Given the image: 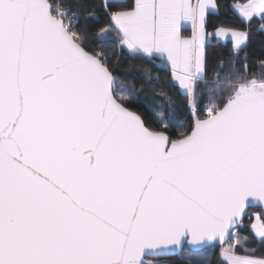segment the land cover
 Here are the masks:
<instances>
[{
	"label": "snow or ice",
	"instance_id": "6c2138e0",
	"mask_svg": "<svg viewBox=\"0 0 264 264\" xmlns=\"http://www.w3.org/2000/svg\"><path fill=\"white\" fill-rule=\"evenodd\" d=\"M257 36L264 0H0V264H264Z\"/></svg>",
	"mask_w": 264,
	"mask_h": 264
},
{
	"label": "trees",
	"instance_id": "16d2710c",
	"mask_svg": "<svg viewBox=\"0 0 264 264\" xmlns=\"http://www.w3.org/2000/svg\"><path fill=\"white\" fill-rule=\"evenodd\" d=\"M226 2H227V0H220V3L222 6ZM217 19H219V20H226L227 19V14L224 12L223 7L221 8V12H220L218 17L213 16L211 18L212 21H215ZM245 51L248 54L250 64L255 60H258L260 58H264V43H262V39L259 36H257V38L255 40H253L249 43V45L245 49ZM228 52H229V48L227 46L210 47L208 49L209 67L211 68L212 64L215 63L216 60H218L220 57H227ZM243 55H244V53H241V56H243ZM149 67H152V66H149ZM125 68H126V61H121L115 68L117 75L125 74ZM141 99L146 104H154L155 103V101H152L149 99L147 92H145L143 94ZM241 231H242V234L247 233V229H242ZM206 256H208L209 259L212 258L206 252L195 253V254H193V256L191 258L197 260L199 262V264H204V259ZM188 259H189V257H187V256L173 255L171 257L160 259V260H164V261L168 262L169 264H187Z\"/></svg>",
	"mask_w": 264,
	"mask_h": 264
},
{
	"label": "water",
	"instance_id": "95a60500",
	"mask_svg": "<svg viewBox=\"0 0 264 264\" xmlns=\"http://www.w3.org/2000/svg\"><path fill=\"white\" fill-rule=\"evenodd\" d=\"M173 255H170V256H162L159 258V264H169L168 262L164 261V260H160V259H164V258H168V257H171Z\"/></svg>",
	"mask_w": 264,
	"mask_h": 264
}]
</instances>
